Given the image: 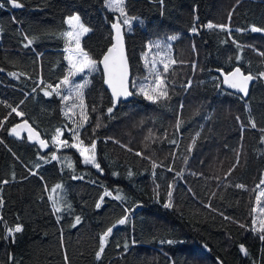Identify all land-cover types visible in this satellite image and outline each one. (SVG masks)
Returning a JSON list of instances; mask_svg holds the SVG:
<instances>
[{
  "label": "trees",
  "instance_id": "16d2710c",
  "mask_svg": "<svg viewBox=\"0 0 264 264\" xmlns=\"http://www.w3.org/2000/svg\"><path fill=\"white\" fill-rule=\"evenodd\" d=\"M18 2L24 8L13 12L0 1V264H264L257 204L260 191L264 205V32L250 31L264 28V0H125L126 15L135 19L129 31L122 25L130 91L146 75L147 46L169 41L175 63L161 73L167 98L134 94L111 113L98 66L112 45L115 14L106 0ZM74 15L89 29L80 49L98 66L84 92L88 123L80 139L85 146L95 141L102 171L54 143L57 130L73 141L62 99L47 86L68 74L64 21ZM234 67L255 77L246 100L222 90L213 73ZM20 122L34 127L45 146L10 134ZM175 150L190 155L183 169L171 163ZM17 225L22 231L9 236Z\"/></svg>",
  "mask_w": 264,
  "mask_h": 264
},
{
  "label": "snow or ice",
  "instance_id": "6c2138e0",
  "mask_svg": "<svg viewBox=\"0 0 264 264\" xmlns=\"http://www.w3.org/2000/svg\"><path fill=\"white\" fill-rule=\"evenodd\" d=\"M106 2H107V6L111 10H119L121 15L125 16V19H124L125 24L130 23V21L126 17V14L124 13V10L122 7L123 0H106ZM9 3L15 8H20L23 6L21 3L18 2V0H9ZM229 16H231V13H229ZM73 21H75L77 23V25L79 26L80 30L83 33H86L89 31L88 28H86L82 24H80L79 16L74 15V16H71L68 18V22L70 24ZM112 27L116 30V36H115L116 43L113 44V46L108 49V52L104 55V60H103L104 68H105V83L112 90V105L113 106L108 108V112L111 113L113 111V108L115 107V105L118 102V99L120 97L127 98L128 96H131L134 94L143 95L145 99H151V100H153V102H155V99L153 98V96H151L149 94V90H151V91L159 90V95L167 98L168 93H167V88H166V82L162 78L161 74L158 72L156 73L154 80L150 83H142V84L137 85L135 82H133L132 87H138L137 93H133L132 91L129 90L127 61L123 56V39H122L121 32H120V25L118 23H114L112 25ZM207 27L210 29L214 28V27H219L222 30L226 29V26H224V25H213L211 23H209L207 25ZM192 31L195 32L196 29L193 28ZM237 31H240V30L238 29ZM250 31L251 32H264V28L252 26ZM64 35L72 36L73 33L68 32V33H65ZM176 38L177 37H175V36L171 37L172 40H175ZM25 39H28L27 36L25 37ZM31 43H32V41L28 40V44H26L25 47H28ZM77 43H78V41H77ZM157 47H159V46L157 45ZM114 50H115L116 54H114ZM260 54L264 55V53H260ZM66 59H69V75L65 76L64 80L61 81V84H58L55 86H52V85L47 86V87L53 88V91L56 92L57 95H60L58 90L60 89L61 85H68L71 82L70 76L74 75V72L72 71V69H75L76 71H79V72H83L85 68H89L91 70L95 65V61L91 60L88 57L87 53H84L82 51L77 56L76 61H73L70 56L66 57ZM237 59H239V57H237ZM172 62L175 63V61H172ZM153 68H155V65H153ZM163 68H164V72H167L168 71V64L165 63ZM193 68H195V65H193ZM221 74L225 75L224 73H221ZM10 75L15 76L14 73H11ZM229 75H231L232 77L239 76V79L229 80V76L225 75V83H227L229 87L235 88L238 91L243 92L245 95H247L248 82L250 80L254 79L255 77H253L251 74L244 75L243 73L240 72L239 68H237L235 70V72H233ZM259 76L261 78H264V73H260ZM85 83H87V82H85ZM188 86H190V82H189ZM83 87H84V85L78 86V88H83ZM44 94L46 96L50 95V93L47 91H45ZM76 95H80V92L77 91ZM62 99L67 100V99H69V97L64 96V97H62ZM12 111L16 112L17 115H22V113L17 111L16 108H12ZM178 126H179V122H178ZM252 127H255L254 122H252ZM29 131H31V130H29ZM10 134H17L16 129L13 128L11 130ZM57 135H60L59 130H57ZM73 135H74V137H76V136H78V133L74 132ZM61 143L67 145V141H61ZM40 144L43 147V146H45L46 142L41 140ZM81 144H82V142H81ZM71 146L77 147L76 144H72ZM122 147H123V145H122ZM94 150H95V141H93L90 149L85 147L81 151L82 156H85V152H89V155L85 156L84 163L91 164L93 167L97 168V170L102 171V169H100V165L96 162ZM136 155H143V154L140 152H137ZM52 159H57L55 154H53ZM153 167L155 168V167H157V165L155 163H153ZM168 170L172 171L171 168H169ZM32 174L35 175V173H32ZM129 175H131V173H129ZM2 183H8V181H3ZM261 183H264V180H262ZM60 187H61L60 185H56L55 188L53 189V191L55 192V189H58ZM169 187L171 188L172 186L170 185ZM236 187L242 188L243 186L242 185H236ZM104 195L105 196H112V193L108 192L106 190ZM168 195H169V198H171V195H172L171 191H169ZM261 195H264V193H261ZM113 198L122 199V197L119 195H116ZM49 199H53V197H49ZM259 199L260 198L258 196L257 197L258 202H259ZM102 200H103V197H101V201ZM2 204H3V201L0 200V206H2ZM163 206L165 208H169V207H171V203L170 202L165 203ZM53 207H54L55 212H59L61 210L59 207L56 206L55 203H54ZM96 207L99 208L100 203H97ZM125 211H127V209ZM252 211L255 212V211H257V209L253 208ZM259 211L262 214H264V205H261L259 207ZM75 219H76V224H79L80 223V217H76ZM226 219H227V217H226ZM126 221H127V216L119 219L117 221V223L120 225H123L126 223ZM253 223L255 224V219H254ZM76 224H73V227H75ZM113 227H115V225H113ZM241 227H244V225H241ZM112 230H113L112 228H109L104 234H102L100 236V247H99V251H97V253H96V258L98 260L100 259V256L104 251L106 239L112 233ZM258 230L261 233L259 238L262 242H264V223L261 224V226L259 227ZM21 231H22V227L19 225H17L14 229H8L9 236H12L14 233L21 232ZM167 243L171 244L174 242L173 241H167ZM127 247H128V245L125 244V249H127ZM241 252L244 253L245 255H247V250L244 248L243 245H241Z\"/></svg>",
  "mask_w": 264,
  "mask_h": 264
},
{
  "label": "rangeland",
  "instance_id": "374dc122",
  "mask_svg": "<svg viewBox=\"0 0 264 264\" xmlns=\"http://www.w3.org/2000/svg\"><path fill=\"white\" fill-rule=\"evenodd\" d=\"M124 3H125V0H123V5H122L123 10H124ZM106 6H107V2H106ZM107 8L116 15L119 23L121 25H123L124 29L126 31H129L131 26L134 24L135 19L126 15V17L129 19L130 23L125 24L124 23L125 16H122L119 10H111L108 6H107ZM124 13H125V10H124ZM68 18L69 17H67L64 21L65 25L67 27V30L65 31V33L72 32L73 35L72 36L64 35L65 41H66L64 52L66 54V57L70 56L73 61H76L77 56L81 52V49H80L81 39L88 32L83 33L75 21L71 22V24H70L68 22ZM80 24H82V23L80 22ZM84 27H86V26H84ZM77 41H78V43H77ZM157 45L159 47H157ZM66 60L68 62V66H69V59H66ZM143 61H144L143 69H144L146 75L144 77L140 78L139 80H137V83H139V84L152 82L154 80V77H155L157 72L160 74L164 72L163 66L165 63L168 64V69L173 67L174 63L172 62L173 58H172V49H171L170 42L169 41L159 42L158 44L156 43L153 46H147V49H146L145 53L143 54ZM153 65H155V68H153ZM98 66H97V63L95 62V65L91 70L89 68H85L83 72H79V71H76L75 69H72V71L74 72V75L70 76L71 82L68 85H61L60 89L58 90L60 93L59 96L61 97V99L64 96L69 97V99H67V100L62 99V102H63L64 114L67 117V119L69 120V122L71 123V128L69 129V133L72 135L73 141H70V142L67 141V145L61 143V141H66V140L61 139V134H62L61 130H59L60 135L56 134V137L54 139V143L56 144V149H59L63 146L69 147V148H71V149H73L79 153V155L82 159L81 160L82 164L90 165V166H92V165L84 163L85 156H88L89 152H85V156H82L81 151L85 147L90 149L91 146H85L83 144V142L80 139V134H81L82 130L84 129V127L86 126V124L88 123V118L86 116V112H85V108H84V104H83V99L85 96L84 92L87 89V87L89 86V83H90L89 78L91 76H93V74L97 71ZM68 75H69V70H68L67 76ZM85 82H87V83H85ZM59 84H61V82ZM79 85H84V87L78 88ZM77 91L80 92V95H76ZM157 92L159 93V90H157V91L149 90V94H157ZM175 122H176L177 126H178V122H179L178 127H180L183 120L181 118H178V119H176ZM74 132L78 133V136L74 137V135H73ZM194 133H195V135L193 136L192 141L189 142V145H191V148L189 150L190 153H191L192 145H198L197 142L199 141L200 129L197 128ZM178 138H179V135H178ZM38 142H40V140ZM38 142H36V143H38ZM81 142H82V144H81ZM154 143H155V141H152V144H154ZM72 144H76L77 147H72L71 146ZM176 151L177 150H175L172 153L171 163L173 165H175L176 161H179L178 167L183 169L184 167H186L187 161L190 158V155L179 156L178 153H176ZM94 152H95V150H94ZM259 195H260V191L258 192V196ZM261 200L262 199L260 198L259 202H257V204L259 203V205H262V203H260ZM126 213L127 212H125V214Z\"/></svg>",
  "mask_w": 264,
  "mask_h": 264
},
{
  "label": "water",
  "instance_id": "95a60500",
  "mask_svg": "<svg viewBox=\"0 0 264 264\" xmlns=\"http://www.w3.org/2000/svg\"><path fill=\"white\" fill-rule=\"evenodd\" d=\"M0 1H6L9 5V8L13 11V12H17L19 10H22L24 7H20V8H15L13 7L10 3H9V0H0ZM114 23H118L120 25V32H121V36H122V39H123V56L124 58L126 59L127 61V71H128V80H129V90H130V82L132 80V75H131V71H130V64H129V61H128V57H127V52H126V47H125V38H124V30H123V27L122 25L119 23L118 21V18L114 15L113 18H112V22H111V31H112V45L109 47L111 48L113 46V44L116 43V40H115V36H116V30L112 27V25ZM108 48V49H109ZM108 49L107 51L104 53V55L108 52ZM114 54H116L115 50H114ZM104 55L101 57L100 61H99V68H100V71L102 73V76H103V84H104V87L105 89L108 91V93L110 94L111 96V99H112V90L108 87V85L105 83V68H104V63H103V60H104ZM239 68V67H234L231 71L229 72H224L223 70H214L213 73L219 77L220 79V83H221V88L222 90L226 91V92H229L233 95H236V96H239L241 99L243 100H246L250 94V91H251V88H252V85L254 83V79L250 80L248 82V88H247V95H245L243 92H240L238 91L237 89L235 88H232V87H229L227 83H225V75H228L229 76V80H232V79H239V76L237 77H232L231 73L235 72V70ZM240 69V68H239ZM240 72L243 73L244 75H249V74H246L244 73L241 69H240ZM221 73H224L225 75H222ZM135 98L134 95H131V96H128L127 98L125 97H120L118 99V102L116 103V105H118V103L122 102V103H129L131 102L133 99ZM115 105V106H116ZM16 129V133L18 135H25L26 137H28L29 139L33 140V141H38L39 140V133L38 131H36L28 122H20L16 125L15 127ZM31 130V131H29ZM31 137V138H30Z\"/></svg>",
  "mask_w": 264,
  "mask_h": 264
},
{
  "label": "bare ground",
  "instance_id": "6f19581e",
  "mask_svg": "<svg viewBox=\"0 0 264 264\" xmlns=\"http://www.w3.org/2000/svg\"><path fill=\"white\" fill-rule=\"evenodd\" d=\"M190 118V117H189ZM34 128V127H33ZM35 129V128H34ZM36 130V129H35ZM37 131V130H36ZM39 133V132H38ZM40 135V134H39ZM168 135V134H167ZM20 136H25V135H20ZM28 138V137H27ZM172 138V137H171ZM29 139V138H28ZM31 140V139H30ZM39 140H40V137H39ZM38 140V141H39ZM31 141H33V140H31ZM38 141H36V142H38ZM159 141V140H158ZM33 142H35V141H33ZM75 166V165H74ZM72 189V188H71ZM127 236V235H126Z\"/></svg>",
  "mask_w": 264,
  "mask_h": 264
}]
</instances>
